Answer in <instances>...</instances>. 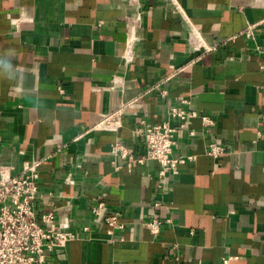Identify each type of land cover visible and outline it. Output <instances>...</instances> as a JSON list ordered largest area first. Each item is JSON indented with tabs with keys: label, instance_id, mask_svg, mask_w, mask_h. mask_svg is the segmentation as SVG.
<instances>
[{
	"label": "crops",
	"instance_id": "obj_1",
	"mask_svg": "<svg viewBox=\"0 0 264 264\" xmlns=\"http://www.w3.org/2000/svg\"><path fill=\"white\" fill-rule=\"evenodd\" d=\"M126 103L119 132L86 131ZM173 107L199 113L176 135L180 173L117 170L111 143L144 154L136 129L178 124ZM263 116L264 0H0V160H40L38 206L76 234L45 264H264Z\"/></svg>",
	"mask_w": 264,
	"mask_h": 264
},
{
	"label": "built area",
	"instance_id": "obj_2",
	"mask_svg": "<svg viewBox=\"0 0 264 264\" xmlns=\"http://www.w3.org/2000/svg\"><path fill=\"white\" fill-rule=\"evenodd\" d=\"M140 15H137V20ZM247 35H253L254 25L246 28ZM198 41H195L197 40ZM190 40L196 46L202 43L203 37L191 28ZM105 111L99 120L90 125L86 131L104 130L119 132L123 126L122 115L124 107ZM172 117L178 124L164 121L157 124L146 123L136 129L143 141L145 152L136 155L133 147L126 141L111 143L110 154L117 170L124 167L131 168L134 163L146 164L157 161L160 165L159 177L166 182L180 173V157L174 154L179 129L186 127L189 119L199 115L197 111H185L178 107L171 109ZM205 125H214L215 119L210 115H201ZM264 121V116H263ZM194 134V131L191 130ZM0 135V157H1ZM226 152V146L214 141L210 144L208 153L218 156ZM188 159L194 160L195 155ZM41 161L31 159L26 161L23 170L14 174L13 166L0 160V264H45L48 256L57 248L75 238L67 220L58 222L53 210L41 211L38 206L40 197V166ZM73 182V179L68 178ZM163 200H156L155 205H161ZM93 214L103 219L109 226L110 232L116 233L126 228L118 211L109 209L104 201H100L92 208ZM167 219L154 215L146 225L154 232H160ZM122 240V239H121ZM232 257H224L222 264H230Z\"/></svg>",
	"mask_w": 264,
	"mask_h": 264
}]
</instances>
